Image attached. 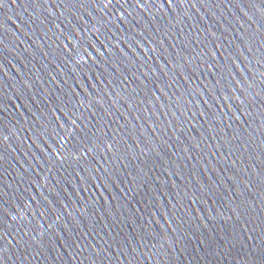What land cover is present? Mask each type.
<instances>
[{
    "label": "water",
    "instance_id": "1",
    "mask_svg": "<svg viewBox=\"0 0 264 264\" xmlns=\"http://www.w3.org/2000/svg\"><path fill=\"white\" fill-rule=\"evenodd\" d=\"M0 264H264V0H0Z\"/></svg>",
    "mask_w": 264,
    "mask_h": 264
}]
</instances>
